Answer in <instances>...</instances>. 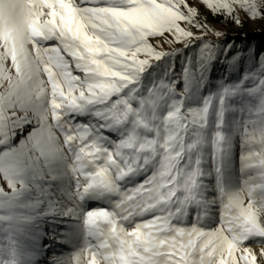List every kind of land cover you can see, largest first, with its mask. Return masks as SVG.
Instances as JSON below:
<instances>
[{"label":"snow or ice","instance_id":"6c2138e0","mask_svg":"<svg viewBox=\"0 0 264 264\" xmlns=\"http://www.w3.org/2000/svg\"><path fill=\"white\" fill-rule=\"evenodd\" d=\"M197 4L264 20V0H0V264H39L46 224L72 249L49 264H264V52L213 85L244 52Z\"/></svg>","mask_w":264,"mask_h":264},{"label":"rangeland","instance_id":"374dc122","mask_svg":"<svg viewBox=\"0 0 264 264\" xmlns=\"http://www.w3.org/2000/svg\"><path fill=\"white\" fill-rule=\"evenodd\" d=\"M191 2L196 4L197 0H191ZM197 6L199 7L201 13L208 16V14L210 12L202 4H197ZM241 15L243 17V13H241ZM243 18L247 20L246 17H243ZM208 21H209V19H208ZM247 22H249L254 28H260L262 26V24L264 23V20H247ZM209 23L211 25H213L216 29H219L222 32L225 31L224 27L221 24L213 23L210 21H209ZM210 39H212L214 41L219 40L221 43L223 36L217 38L216 36L210 34ZM168 47L169 46L167 44H164V48L167 49ZM173 47H182V45L177 44V45H173ZM259 54L260 53H258L257 55H259ZM250 64H251V61L248 60V57H245L242 60V67L241 68L239 67L238 64L234 68L230 67L228 64L227 66H229V68H227L225 71H223L222 77L227 78L228 80H232V81L238 80L240 78V75L243 72L244 68L248 67ZM180 66L177 63V65H176L177 73L180 72ZM211 72H212V69H211ZM230 72H233V74H230ZM210 80H211V76H210ZM219 81H215V82L211 81V82L213 85H215ZM238 156H239V146L237 145V166H238ZM138 179L142 180L143 177H140ZM95 206H103V205L98 204L96 202H93L90 205V207H95ZM43 227H44V234L40 237L39 244H38V246L41 247V249H42V251L40 253L39 264H49V262L52 261L54 259V257H57L61 254H67L72 249H71V246H69L68 244H62L60 242L63 238L61 236H59L57 233L60 231H63V229L54 228V226L51 224H46ZM253 244L260 247L259 244H256V243H253Z\"/></svg>","mask_w":264,"mask_h":264},{"label":"trees","instance_id":"16d2710c","mask_svg":"<svg viewBox=\"0 0 264 264\" xmlns=\"http://www.w3.org/2000/svg\"><path fill=\"white\" fill-rule=\"evenodd\" d=\"M208 19L210 22L221 24L225 31V35L222 39V46L227 44H233V53L237 50L244 52V58L248 57L251 53L248 49L254 50L256 54L264 52V23L260 28H254L249 22H246L242 27L237 26L229 21L224 20L222 17H213L211 13L208 14ZM233 53H229L231 56ZM243 58V59H244ZM223 59V57H221ZM179 64V62H177ZM227 60L221 62L218 60L212 66L211 81H219L223 77V71H225L229 66ZM242 67V61L238 64ZM180 66V64H179ZM181 69V66H180ZM233 74V72H230Z\"/></svg>","mask_w":264,"mask_h":264},{"label":"bare ground","instance_id":"6f19581e","mask_svg":"<svg viewBox=\"0 0 264 264\" xmlns=\"http://www.w3.org/2000/svg\"><path fill=\"white\" fill-rule=\"evenodd\" d=\"M253 248H255V249H258L259 248V246H256V245H254V244H252L251 245Z\"/></svg>","mask_w":264,"mask_h":264}]
</instances>
